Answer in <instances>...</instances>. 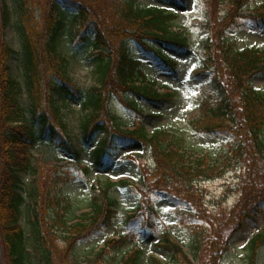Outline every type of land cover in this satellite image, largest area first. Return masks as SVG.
<instances>
[{
    "label": "trees",
    "instance_id": "16d2710c",
    "mask_svg": "<svg viewBox=\"0 0 264 264\" xmlns=\"http://www.w3.org/2000/svg\"><path fill=\"white\" fill-rule=\"evenodd\" d=\"M212 1L215 8L218 3L227 2ZM13 2L21 20L15 28L19 52L0 41V234L6 264H78L72 250L71 253H62L56 246V227H53L59 225L61 228L62 223L65 228L67 226L66 220L62 222L65 217L62 218L60 210L62 203L69 202L58 188L72 180L67 167L55 171L56 175L50 177L46 185L36 182L25 195L23 193L22 176H37L32 155L37 144H48L77 162L81 160L82 153L73 143L59 102L83 103L84 109L91 112L83 125L82 143L85 147H90L101 133L106 135L105 142L93 155L97 169L106 168L105 159L118 142L136 141L150 146L156 162L152 176L158 185L161 184L160 189L169 191L178 202L188 201L198 213L197 218L205 223L204 227L191 226L195 231L197 250L194 263L187 258L182 247L170 243L167 236L161 249L170 257L172 264H216L217 251H211L205 260L204 245L222 234L223 228L214 224L202 201L195 200L194 203L187 199L201 196L196 190L195 180L200 176L209 177L200 170L202 164L188 160L179 142L169 140L167 132L158 131L151 136L146 132L142 124L153 123L156 116L139 121L141 127L123 131L106 105L110 94L131 106L132 102L126 99L130 94L161 108L173 103L172 95L162 96L140 84L146 80L145 71L140 62L130 56L127 41L135 40L148 53L170 65L163 58L162 50L156 52L149 47L152 42H158L177 51L187 49V38L172 30L176 17L157 8L141 9L135 5V0ZM229 2L227 15L218 23L221 28L218 29L216 20L208 19L206 30L212 31L217 48H210L212 58H209L207 68L212 76L203 87L206 110L198 122L220 132L230 128L226 123H231L229 132L238 139L234 154L239 159H250L252 162L251 179L245 181V185H249L244 188L242 199L231 218L237 220L236 234L258 228L248 246L250 264H256L258 253L264 251V184L255 182L261 176L259 165L264 161V90L254 89L250 80L264 73V51L247 48L239 52L226 41L224 32L241 28L247 21L254 22L261 29L264 26V7L245 16L244 10L249 4L246 0ZM36 7L39 16L35 22ZM10 15L8 11L4 13L3 26L12 23ZM61 15L71 17L80 24L78 44L87 49L91 46L97 52L93 61L98 65L101 87L94 89L89 97L73 83L67 60L59 53V38L64 29ZM14 57L25 74L24 84L12 76L10 61ZM212 102L217 105L209 108ZM246 162L249 163V160ZM141 171V180L147 186L149 170ZM115 186L107 182L100 190L93 189L92 214L84 215L72 228L70 234L73 238H84L111 226L118 210V203L111 196ZM144 202L148 206L145 225H152V203L149 200ZM117 244L111 242L108 247L113 248ZM208 248H211L210 244ZM102 254L88 264H101ZM140 258L141 254L137 252L122 263L139 264ZM114 264H121V261ZM155 264L161 263L155 261Z\"/></svg>",
    "mask_w": 264,
    "mask_h": 264
},
{
    "label": "rangeland",
    "instance_id": "374dc122",
    "mask_svg": "<svg viewBox=\"0 0 264 264\" xmlns=\"http://www.w3.org/2000/svg\"><path fill=\"white\" fill-rule=\"evenodd\" d=\"M8 8H9V0ZM12 1V0H10ZM264 0H255L250 8L255 10L262 5ZM136 4L140 8L147 9L149 7H158L162 10L173 12L179 16L173 24V31L184 34L189 39L191 47L184 52L170 51L169 56L177 60V72H172L164 63H156L151 56L145 52L135 42L129 43L131 55L143 62L144 69L147 74V81H143L145 86H151L155 82V89L160 94L172 93L174 101L166 108L160 109L157 105L147 103L140 98L130 96V100L137 102L139 112L145 116L152 114L162 115L153 124H144L148 134L155 131L164 130L168 132L169 140L179 142L182 152H186L188 160L202 164V168L209 177H200L197 180V186L201 196L187 198L196 202L200 200L206 203L208 213L216 226L221 225L223 233L219 234L218 239H214L212 246H224L221 253V261L217 264H250V252L248 246L252 236L258 228L251 229L247 233H239L236 235L234 229L237 225L236 218H231L234 208L241 200L245 185L244 182L251 179L250 168L252 170V162L250 159L247 163L246 159L240 161L233 154L232 147L236 145L234 137L219 135L213 133V129L201 131L194 127V119L201 112L202 101V79L199 74L202 70L205 59L207 58L205 47L211 38V34L203 31L199 26L202 24L209 13L210 5L206 0H136ZM12 10V7H11ZM35 22L38 21L39 9L36 7L34 11ZM12 22L8 27L2 26V8L0 6V38H3L16 51L20 45L14 40L15 28L20 24V16L14 7L12 10ZM65 27L59 38L60 53L69 61L68 72L77 85L85 94H92L94 88L100 85V76L97 71V65L90 59L89 51H82L76 54L71 44L78 37L79 24L71 17H62ZM14 25V26H13ZM236 50L244 48H263L264 49V30L257 31L252 24L238 31H228L226 35ZM11 72L13 78L20 82H24V72L19 69L16 61L11 59ZM255 89L264 90V74L255 76L252 79ZM26 98V97H25ZM24 98V100H25ZM109 102V109L124 126L130 128L136 125L138 115L126 108L117 99ZM62 112L69 124L71 136L77 149L83 152L82 163L77 165L79 169H90L89 174L84 175L81 170H73L76 181L63 188V195L71 202V207L65 211L67 228L77 223L84 211H88L89 200L91 196L92 185L103 186L107 180L116 184L121 180H126L139 187L140 178L139 168L146 165L154 168L150 148L140 143L128 145H120L111 154L109 162L111 166L102 173L97 172L92 167L93 152L101 146L105 140V135H101L95 144L86 149L82 144L83 124L86 122L89 112L84 110L80 105L71 103H62ZM125 127V128H126ZM34 165L40 174L41 183L47 184L49 178L55 173L58 165L67 163L66 157L56 151L47 144H38L32 152ZM245 162V163H244ZM260 178L255 179L259 185L264 184V165H259ZM36 177L23 175V188L28 191L33 185ZM151 186L145 190L152 197L153 203L158 210V222L156 229H150L148 235H143L141 221L131 220L136 213V208L140 204V194L136 190H129L118 184L113 190L112 196L119 203V214L114 223V227L103 230L97 234H93L84 240L71 238L72 241H66L69 232L62 223V232L57 231L56 246L62 253H70V247L77 244L72 252L78 264H86L90 260L102 252L106 243L118 237L125 238L127 235L132 236L128 239V243L121 251H111L107 253L104 259L105 264H114L111 256H118L119 259L129 257L133 252L141 251L142 256L139 264H152L154 259L162 263L168 262L167 255L159 248V238L167 233L171 238L182 246L185 254L190 260H195L196 251L194 250V232L188 227L191 223L190 219L184 215L189 212V203L186 200H179L175 197L155 191L154 178ZM151 182V180L149 181ZM161 185V184H159ZM158 192V193H157ZM194 199V200H193ZM187 205V206H185ZM64 211H62L63 215ZM78 219V220H77ZM23 223V220H22ZM200 224H203L202 222ZM56 228H60L57 226ZM127 240V238H125ZM80 241V242H79ZM69 242H71L69 244ZM118 248V247H117ZM208 249H206L205 260L208 258ZM103 263V264H104ZM0 264H6L3 256V248L0 236ZM257 264H264V252L261 250L257 257Z\"/></svg>",
    "mask_w": 264,
    "mask_h": 264
}]
</instances>
